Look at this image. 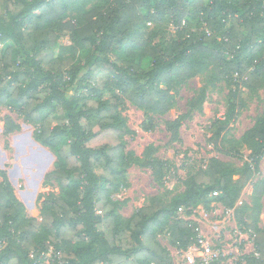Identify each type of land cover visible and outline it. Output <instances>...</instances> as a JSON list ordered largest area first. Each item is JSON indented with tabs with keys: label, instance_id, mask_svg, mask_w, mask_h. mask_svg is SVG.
Instances as JSON below:
<instances>
[{
	"label": "trees",
	"instance_id": "trees-1",
	"mask_svg": "<svg viewBox=\"0 0 264 264\" xmlns=\"http://www.w3.org/2000/svg\"><path fill=\"white\" fill-rule=\"evenodd\" d=\"M88 1L0 0V108L31 124L34 140L53 152L45 182L59 188L41 201L38 217L29 216L0 169V264H46L49 252L51 264H172L158 233L166 232L176 250L199 240L196 223L181 218L179 209L191 215L217 202L244 224L248 206L236 202L264 154V98L243 135L251 153L241 167L210 158L204 168L187 173L181 192L168 200L153 197L128 217L112 197L128 171L150 167L160 183L168 168L154 157L153 145L142 157L126 150L130 130L119 104L125 99L146 113L165 114L173 105L171 82L208 69L211 83L234 80L208 142L235 152L225 145V135L243 107V92L264 88V0H97L86 8ZM70 9L77 12L74 23ZM166 21L177 25L175 38L149 31L148 23ZM65 29L71 45L56 55L57 36ZM79 49L89 52L83 61L77 59ZM205 93L200 90L184 112L166 122L173 141L201 110ZM146 115L144 127L152 130L155 123ZM3 122L7 133L18 128L9 116ZM246 228L258 255L242 258L264 264V227L254 220Z\"/></svg>",
	"mask_w": 264,
	"mask_h": 264
},
{
	"label": "rangeland",
	"instance_id": "rangeland-1",
	"mask_svg": "<svg viewBox=\"0 0 264 264\" xmlns=\"http://www.w3.org/2000/svg\"><path fill=\"white\" fill-rule=\"evenodd\" d=\"M97 0H89L86 8H89ZM76 11L69 10L72 22L78 17ZM145 13V12H144ZM149 31H158L159 37L166 39L175 38L178 27L172 21L163 22L157 26L147 24ZM69 31L65 29L58 34L57 44L54 48L56 55L64 54L67 46L71 45ZM158 37H155L157 41ZM3 45L0 44V54ZM88 51L79 49L77 59L83 61ZM138 56H136V61ZM148 60L142 65L146 67ZM210 72L203 69L193 77L183 82L173 80L170 94L172 95L171 109L165 113H146L137 108L128 100L122 99L119 104V113L126 119L130 133L124 136L126 150L142 157L144 149L148 145L157 148L154 157L168 168L160 183L153 177V169L150 167L134 166L127 174L120 191L112 194L113 199L121 202L120 213L128 217L137 208L147 204L153 197L169 199L171 196L184 189L183 181L187 173L198 168H204L210 158H215L227 167H241L247 160L251 149L243 141V135L252 127L257 114L262 111V99L264 88L243 92V107L240 113L231 121L225 135V145L233 153H224L215 149L209 142L210 127L215 118L224 114L227 108L229 89L234 80H222L210 82ZM200 90H205V99L201 110H195L190 119L186 120L178 130L179 141H173L166 126V122L173 120L178 114L184 112L188 102L196 97ZM148 114L155 125L152 130L144 127ZM9 116L17 125V129L7 133L4 127V118ZM34 127L25 123L21 117L8 107L0 108V169L4 170L13 187L15 196L24 204L25 212L29 216L38 217L39 205L50 191L59 192V188L45 182V175L53 169L55 155L48 148L34 140L32 133ZM27 158V159H26ZM25 159L28 164H25ZM38 166L33 178V171ZM260 184V208L253 211L255 205V186ZM256 187V188H260ZM247 205L244 212V224L238 222L233 209L224 208L217 202H212L208 208L199 206L191 215H185L178 211L184 220H190L197 225L198 235L212 248L219 250V257L214 264H248L244 255L255 253L253 233L246 228V224L254 221L259 227H264V154L260 157L259 172L242 189L236 202L237 207ZM158 241L164 246L172 257V264H200L198 254L192 253L190 257L176 253L171 246L170 238L166 232H160ZM200 246H198V250ZM50 252L46 255L45 263L51 264Z\"/></svg>",
	"mask_w": 264,
	"mask_h": 264
},
{
	"label": "built area",
	"instance_id": "built-area-1",
	"mask_svg": "<svg viewBox=\"0 0 264 264\" xmlns=\"http://www.w3.org/2000/svg\"><path fill=\"white\" fill-rule=\"evenodd\" d=\"M180 210L181 209H179V211ZM198 238V244H192L185 250H176V253H181L188 257H190L192 253H196L200 258V264H214L219 257V250L212 248L207 242H203V238L200 235H198ZM198 246H200L199 250ZM256 255L258 254L256 253Z\"/></svg>",
	"mask_w": 264,
	"mask_h": 264
},
{
	"label": "bare ground",
	"instance_id": "bare-ground-1",
	"mask_svg": "<svg viewBox=\"0 0 264 264\" xmlns=\"http://www.w3.org/2000/svg\"><path fill=\"white\" fill-rule=\"evenodd\" d=\"M26 159H27V158H26ZM26 159H25V164H26V163L28 164V161H26ZM36 167H37V168H36L35 171H33V173H32V174H33V178H35V172H36V171L38 170V168H39L38 166H36Z\"/></svg>",
	"mask_w": 264,
	"mask_h": 264
}]
</instances>
